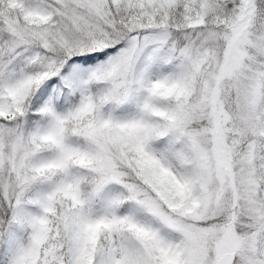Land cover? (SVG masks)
<instances>
[{
  "label": "snow or ice",
  "instance_id": "snow-or-ice-1",
  "mask_svg": "<svg viewBox=\"0 0 264 264\" xmlns=\"http://www.w3.org/2000/svg\"><path fill=\"white\" fill-rule=\"evenodd\" d=\"M0 264H264V0H0Z\"/></svg>",
  "mask_w": 264,
  "mask_h": 264
}]
</instances>
